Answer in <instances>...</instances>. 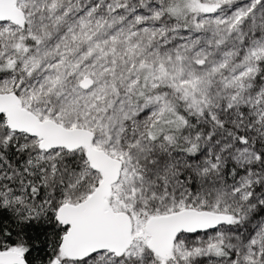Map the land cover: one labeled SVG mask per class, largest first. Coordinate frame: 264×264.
<instances>
[{
    "label": "snow or ice",
    "instance_id": "snow-or-ice-1",
    "mask_svg": "<svg viewBox=\"0 0 264 264\" xmlns=\"http://www.w3.org/2000/svg\"><path fill=\"white\" fill-rule=\"evenodd\" d=\"M0 264H264V0H0Z\"/></svg>",
    "mask_w": 264,
    "mask_h": 264
}]
</instances>
